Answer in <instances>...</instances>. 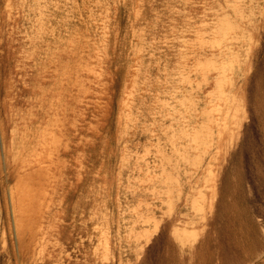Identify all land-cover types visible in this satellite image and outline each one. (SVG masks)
<instances>
[{
    "label": "rangeland",
    "instance_id": "1",
    "mask_svg": "<svg viewBox=\"0 0 264 264\" xmlns=\"http://www.w3.org/2000/svg\"><path fill=\"white\" fill-rule=\"evenodd\" d=\"M22 263L264 264V0H0Z\"/></svg>",
    "mask_w": 264,
    "mask_h": 264
},
{
    "label": "bare ground",
    "instance_id": "2",
    "mask_svg": "<svg viewBox=\"0 0 264 264\" xmlns=\"http://www.w3.org/2000/svg\"><path fill=\"white\" fill-rule=\"evenodd\" d=\"M9 194H10V192H9ZM12 196V195H11ZM11 196L9 195V197H10V201H11ZM15 197V196H14ZM12 209V208H11ZM30 212H32V211H30ZM13 217H14V222H15V225L17 226V224H18V222H20L19 221V218L16 216V214H15V211H14V208H13ZM31 215H32V213H31ZM22 226H23V224H22ZM26 226V225H25ZM33 227V226H32ZM31 227V228H32ZM16 229H17V227H15ZM15 232H16V241H17V247H16V250H17V252H18V255L20 256L21 255V257H22V251H23V249H22V243H23V241H22V237L20 238V236H22L21 234H20V236H19V231L18 230H15ZM22 234H24V233H22ZM28 238H30V237H28ZM32 238V237H31ZM37 239V238H36ZM30 241V240H29ZM34 240H31V242H33ZM33 244V243H32ZM36 245L37 246H35V248L34 247H32V248H30V249H33V250H31V251H33V252H31V254H33L32 256L33 257H36V255L38 256V250H37V248H38V243H36ZM37 247V248H36ZM24 248V247H23ZM32 257V258H33ZM39 257V256H38ZM38 257L36 258L37 260H35V261H38ZM33 259H35V258H33ZM23 264V263H22Z\"/></svg>",
    "mask_w": 264,
    "mask_h": 264
}]
</instances>
